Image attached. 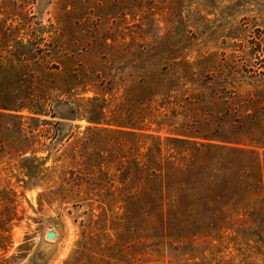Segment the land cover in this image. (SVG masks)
I'll return each mask as SVG.
<instances>
[{"label": "rangeland", "instance_id": "374dc122", "mask_svg": "<svg viewBox=\"0 0 264 264\" xmlns=\"http://www.w3.org/2000/svg\"><path fill=\"white\" fill-rule=\"evenodd\" d=\"M222 88L264 123V0H0V264H264Z\"/></svg>", "mask_w": 264, "mask_h": 264}, {"label": "trees", "instance_id": "16d2710c", "mask_svg": "<svg viewBox=\"0 0 264 264\" xmlns=\"http://www.w3.org/2000/svg\"><path fill=\"white\" fill-rule=\"evenodd\" d=\"M232 93L235 92L222 88V91L213 94H217L216 99L219 102V106H221L213 120L219 124L228 123L238 135V141L231 142L229 138H221L217 135H201L197 136V139L204 141L203 143H199L201 146L215 141V139H221L220 141L227 145L224 147L221 145V148L226 149L228 152V157L224 160V164L228 168L234 167L237 169V177L232 184L231 191L237 196L245 197L248 193L264 189V123H262V119H260L257 112L259 102L255 93L248 94L244 99L235 95L232 96ZM184 99L187 98L185 97ZM176 105H179L181 108L185 106L181 105L180 102H177ZM1 109L8 110L5 106H1ZM23 109H27L32 116L42 115L43 113V106L39 104L14 106L9 110H12L16 114V112H20ZM87 131L89 132L90 129H87ZM242 139L246 141L244 144L239 142ZM171 141L173 143L187 144L190 140L187 135H180V138H173ZM81 142L85 146L86 141ZM82 149L84 150L85 148ZM260 149L262 150V156L259 153ZM24 169L28 176L31 177L34 174L28 168ZM251 208L250 211H246L248 215L258 214L262 210V207L256 209L254 205ZM221 216H224L223 213Z\"/></svg>", "mask_w": 264, "mask_h": 264}, {"label": "water", "instance_id": "95a60500", "mask_svg": "<svg viewBox=\"0 0 264 264\" xmlns=\"http://www.w3.org/2000/svg\"><path fill=\"white\" fill-rule=\"evenodd\" d=\"M54 236H55V233H54V230L52 228L51 231L46 234V239L52 240V239H54Z\"/></svg>", "mask_w": 264, "mask_h": 264}]
</instances>
